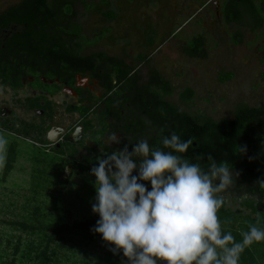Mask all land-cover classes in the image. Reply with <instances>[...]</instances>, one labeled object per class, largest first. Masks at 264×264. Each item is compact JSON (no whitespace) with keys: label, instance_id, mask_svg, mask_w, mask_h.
<instances>
[{"label":"rangeland","instance_id":"1","mask_svg":"<svg viewBox=\"0 0 264 264\" xmlns=\"http://www.w3.org/2000/svg\"><path fill=\"white\" fill-rule=\"evenodd\" d=\"M20 1L0 0V12ZM68 1L74 4L77 13L74 21L83 26L91 40L95 41L103 29L110 31L108 38L92 46L94 50L104 49L117 55L126 52L132 59L139 55L150 58L149 62L176 91L170 98L173 104L184 108L179 93L190 87L196 92L192 112L214 120L232 119L243 105L264 106V33H243V43L235 45V33H221L222 26L209 17L191 15L192 0ZM67 8L70 10V4ZM110 11L114 12L115 20L104 17ZM199 35L205 38L206 56L193 59L185 54V48L191 46V38ZM225 74H232V79L223 82L221 77ZM29 95V90L22 94L0 86V107L15 113L14 117H0V264L39 263L38 253L47 242L37 228L24 230L23 224L72 225L99 218L91 208L96 192L95 177L90 171L98 158L97 152L88 151L89 161H77L73 153L77 144L64 142V149L56 150L53 143L46 141V128L52 116L42 119V102L31 107V101L26 99ZM64 100L73 103L70 97L59 95V113L64 111ZM30 123L43 128L16 129L17 124ZM75 123V118L63 117L60 125L68 129ZM80 148L83 157L87 149L82 145ZM10 160L11 169L7 171ZM82 163L88 170L76 173L75 167ZM245 203L243 199H225V209L232 214L233 223L220 221L221 229L242 235L251 226H260L252 222L259 216ZM63 237L64 241L50 246L57 250L54 264L126 261L122 254L113 255L99 234L91 232L87 237L74 229ZM250 247L260 264H264V241L254 242Z\"/></svg>","mask_w":264,"mask_h":264},{"label":"clouds","instance_id":"2","mask_svg":"<svg viewBox=\"0 0 264 264\" xmlns=\"http://www.w3.org/2000/svg\"><path fill=\"white\" fill-rule=\"evenodd\" d=\"M107 142L121 144L117 132ZM192 143L172 132L157 146L140 139L131 151L124 145L96 159L91 208L99 218L91 231L126 258L121 264H239L245 247L264 241L255 225L241 242L222 232L217 213L236 183L234 169L211 156L207 169L191 162L184 154Z\"/></svg>","mask_w":264,"mask_h":264},{"label":"trees","instance_id":"3","mask_svg":"<svg viewBox=\"0 0 264 264\" xmlns=\"http://www.w3.org/2000/svg\"><path fill=\"white\" fill-rule=\"evenodd\" d=\"M84 3L86 0H80ZM70 4V10L65 7ZM92 6L87 5V9ZM85 8V9H86ZM77 13L74 10V4L68 0H21L19 3L10 6L5 11L0 12V31L9 29L11 26H16L19 30L17 33H28L26 36L29 41L31 36L38 34L39 44L36 51H28L30 55L42 56L45 53L46 33H73V36H80L84 33L83 26L75 22ZM104 17L109 20H115L114 12L104 13ZM239 22L241 19L233 18ZM241 22V21H240ZM111 34L108 29H103L96 40L89 44L88 47L96 42L103 40L106 35ZM233 43L235 45L242 44L244 41L243 33L233 34ZM19 41L18 35H14L13 39L8 40L5 44L0 41V82L5 86L10 85L14 89L22 86L21 78L36 72V69L28 70L24 66L18 65L14 46ZM191 46L185 48V54L190 58H204L205 38L202 35L191 38ZM21 42V41H20ZM264 42V40H263ZM80 46V42L76 43ZM2 45L7 48L13 47L9 52V56L2 51ZM70 65L67 66V71L71 78L76 73L87 74L93 79H98L99 66L98 63L113 61L105 53L93 52L87 56H81L76 50L70 53ZM262 58L264 60V43L262 47ZM139 62L149 61L150 58L139 55L136 59ZM129 71V69H126ZM58 73V71H57ZM119 79L126 77L120 70ZM159 83L161 81L162 92L155 89L154 83L150 84L145 91L149 98L150 105L142 106L148 116L149 124L144 127L134 126L135 135L144 137L149 144L157 146L161 136H167L172 132L180 135L181 140L192 139L193 143L190 146L185 158L193 163H200L202 167L207 169L208 157H213L218 163L226 161L228 165L234 169L236 183L230 188L228 193L232 195L238 194L245 196L243 199L248 204L253 212L259 217L253 218L252 222L259 224L260 228H264V106L250 107L248 105L240 106L232 119L214 120L206 116H193L183 111L179 106L173 104L166 97H170L175 89L169 81L156 72L155 76ZM50 80V75L46 76ZM232 79V74H225L221 77L223 82ZM155 81V82H158ZM135 84V83H134ZM70 87H73L71 82ZM135 86H137L135 84ZM195 91L191 88L180 94L182 101H190L194 98ZM141 95L135 101L137 104L141 101ZM39 106V105H38ZM42 108V107H40ZM68 112L77 110L76 106H69ZM88 113V109L84 110ZM243 149L241 152L240 149ZM13 152V151H12ZM89 161V158H86ZM11 163L7 165V171L11 169ZM92 165H95L93 163ZM88 170L82 164L75 167L76 173H82ZM150 187V185H149ZM226 204L218 210V218L222 223H233L232 214L226 211ZM96 221H87L84 223H67L59 225L57 223L44 224L40 226L21 225L24 230H39L46 241V247L38 253V264H54L57 260V250L51 249L52 244L64 241L63 235L74 229L79 230L80 234L87 236L92 232L91 229L95 226ZM222 232H229L222 229ZM236 242L242 241V235L238 231H230ZM110 264H121L119 260L112 261ZM239 264H260L254 251L250 246L245 247L240 254Z\"/></svg>","mask_w":264,"mask_h":264},{"label":"flooded vegetation","instance_id":"4","mask_svg":"<svg viewBox=\"0 0 264 264\" xmlns=\"http://www.w3.org/2000/svg\"><path fill=\"white\" fill-rule=\"evenodd\" d=\"M192 7L194 9L191 15H198L203 18L209 17L217 25L222 26L221 33H264V0H192ZM238 17H240L241 22L233 20V18ZM18 30L14 25L9 29L1 30L0 41L5 44L17 34L19 41L17 40L18 46L16 44L14 50L18 65L24 66L29 71L36 69V72L22 77V86L18 89H14L10 85L5 86L2 82H0V86L22 94L29 90L30 95L26 99L31 101V107L42 102L40 111L42 119L52 116V122L46 128V141L49 142L50 133L55 136L59 135L58 142L51 144L56 150L64 149V142L70 145L77 144L78 147L74 148L73 153L74 159L79 161L89 157L90 153L88 151L90 150L96 151L98 157L102 155V152L122 149L124 145H127L129 151H131L132 144L144 139V137H137L132 130L135 129L134 126L136 125L140 128L149 124L148 116L142 110L143 105H146V107L150 105L149 98L145 94L146 88L154 83L155 89L163 91L161 81L159 83L155 77L156 72L160 75L161 73L154 67L152 61L139 62L132 59L126 52L117 55L104 49L94 50L93 45L87 46L88 43L94 42L88 37L87 33H81L80 36H73V33H46V42L49 45L45 46L47 47L45 53L42 56L30 55L28 51H36L39 36L38 34L32 35V40L29 41L26 37L28 33H17ZM110 35H106L105 38ZM77 42H80L81 45L78 46ZM1 47L2 51L9 56V52L13 47L7 48L5 45ZM73 50H77L81 56H87L93 52L105 53L114 60L98 63V74L100 76L98 79H93L89 75L81 73H76L71 78L67 66L70 65V53ZM126 69H129V71ZM120 70L123 74H127L121 80L118 75ZM48 75L52 79H46ZM71 82L73 87L69 86ZM92 87H95V89L93 90ZM189 88L180 91L179 98L180 94ZM175 93L176 91L166 99L170 100ZM139 94L142 96L141 101L136 104L135 101L139 98ZM59 95L70 97L73 102L66 103L64 100L65 108L62 113L57 111ZM195 98L196 92L194 98L190 101L184 102L180 98L184 107L180 108L193 116L199 117V112H192V104L195 102ZM38 99L39 101H35ZM71 105L76 106L77 110L68 112L67 109ZM86 109H88V113L84 111ZM4 116L14 117L15 113L12 110L0 107V117ZM63 117H67L68 120L75 118L76 123L67 129L60 125ZM23 128L39 131L43 127L41 125L34 126L31 123L29 125H16V129L19 131ZM112 132H117L121 144L108 145L107 137ZM80 145L87 149L83 157ZM229 198L242 200L245 196L241 197L238 194L227 193L225 199Z\"/></svg>","mask_w":264,"mask_h":264},{"label":"water","instance_id":"5","mask_svg":"<svg viewBox=\"0 0 264 264\" xmlns=\"http://www.w3.org/2000/svg\"><path fill=\"white\" fill-rule=\"evenodd\" d=\"M59 135L55 136V135H52V133L49 134V137H48V141L50 143H57L58 142V137Z\"/></svg>","mask_w":264,"mask_h":264}]
</instances>
